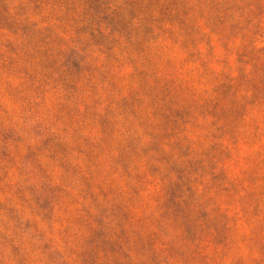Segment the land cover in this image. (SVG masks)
Returning <instances> with one entry per match:
<instances>
[{"label":"rangeland","instance_id":"374dc122","mask_svg":"<svg viewBox=\"0 0 264 264\" xmlns=\"http://www.w3.org/2000/svg\"><path fill=\"white\" fill-rule=\"evenodd\" d=\"M0 264H264V0H0Z\"/></svg>","mask_w":264,"mask_h":264}]
</instances>
